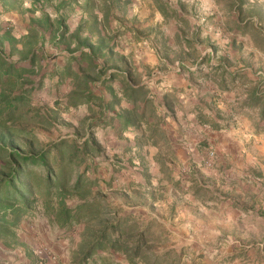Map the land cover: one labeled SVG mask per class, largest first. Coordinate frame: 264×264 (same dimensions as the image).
<instances>
[{
  "label": "trees",
  "instance_id": "1",
  "mask_svg": "<svg viewBox=\"0 0 264 264\" xmlns=\"http://www.w3.org/2000/svg\"><path fill=\"white\" fill-rule=\"evenodd\" d=\"M47 2L32 0L34 4ZM14 5L15 0H7V8ZM91 9L85 4L83 24L72 32L63 18L52 19L43 10L41 16L29 17L26 32L19 37L8 25L0 24V242L5 247L15 246L22 220L41 205L48 220L60 228L72 229L83 224L73 264H86L97 251L108 252L97 257L101 264H121L110 256L114 252L123 254L129 264H179L180 253L176 255L171 247L155 246L152 219L139 222L134 214L117 206L106 192L122 168L131 171L132 177L143 176L148 186L144 146L169 144L161 125L165 117L174 114L179 98L176 92L166 90L161 95L150 93L146 84L133 80L135 69L131 68L134 67L125 60L126 56L115 53V43L107 31L106 14L99 18L91 14ZM86 12L90 13L88 17ZM45 34L50 35L51 45L61 46L64 51L60 68L55 64L45 68L42 65L44 59L55 58L45 53ZM53 79L57 89L66 81L71 82L72 88L63 101L69 108L83 107L85 113L77 119V124L73 123L71 134L41 146L36 144L39 131L19 123L36 122L40 127H51L52 118L44 119L32 107V99L46 80ZM226 83L222 81L220 88L226 90ZM263 83V80L257 81L247 91L248 97L243 103L259 109V132L264 128ZM94 85L104 88L105 93H96ZM123 100L128 107L122 106ZM208 104L205 108L210 109ZM159 107H163L161 114H158ZM205 108L198 103L191 107L197 120L212 129L225 128L216 121L223 117L220 111ZM114 121L115 128L144 126L131 155L125 158L117 153L109 156L95 135V128L112 126ZM157 162L160 169L166 164L162 158H157ZM101 167L109 169L106 178L99 175ZM33 264H40L38 257Z\"/></svg>",
  "mask_w": 264,
  "mask_h": 264
},
{
  "label": "rangeland",
  "instance_id": "2",
  "mask_svg": "<svg viewBox=\"0 0 264 264\" xmlns=\"http://www.w3.org/2000/svg\"><path fill=\"white\" fill-rule=\"evenodd\" d=\"M53 1L56 7L68 3L62 13L70 25L83 11L78 5H90L93 15L106 14L107 31L115 43V53L126 56L125 60L134 67L133 80L146 84L157 95H161L168 80L178 78V74L186 82L172 91L179 99H185L180 98L181 94L190 95L205 75L211 76L210 82L220 78L229 86L235 78L238 82L248 81L252 75L264 81V0H242V3L240 0ZM89 14L86 12L87 17ZM44 50L55 58L44 59L43 67L55 64L60 68L64 56L59 49L48 42ZM117 56L115 54L114 59ZM100 61L98 59L97 64ZM246 73L251 76L246 77ZM62 86L57 91L55 80H46L44 87L33 94L32 107L39 110L44 119L52 118L51 127H40L36 122L19 123L24 128L39 131L38 145L44 146L71 134L73 123L77 124V119L85 113L83 107H66ZM113 86L116 89L118 82ZM93 89L96 91L98 86L94 85ZM192 101L193 105L198 103L203 108L209 103L208 109H215L210 100L195 102L194 98ZM186 103L181 102L182 106L186 105L181 110L188 115L195 114L191 109L193 105ZM175 107L180 109L179 105ZM94 131L99 141L98 129ZM261 133L264 141V128ZM196 148L197 157L189 151V158L179 162L171 145L163 143L159 158L166 164L160 169L161 175L149 172L148 185L158 183V191H155L158 199L177 195L195 197L199 201L195 204L197 216L213 227H198L181 239L178 234L163 229L162 223L154 221L155 246L171 247L176 255L180 253L179 264H264V151L255 154L254 150L251 159L245 162L242 158L240 163L245 166L240 169L239 160L230 156L220 159L214 152L209 159V150L214 147L210 149L206 140L198 142L193 149ZM124 170L126 173V168ZM128 172L129 176L133 175ZM194 176L197 179L192 183ZM133 177L145 181L140 174ZM115 178L121 179L120 176ZM146 194L141 190L135 196L146 199ZM112 196L120 194L112 191ZM175 208L173 212L177 214Z\"/></svg>",
  "mask_w": 264,
  "mask_h": 264
},
{
  "label": "crops",
  "instance_id": "3",
  "mask_svg": "<svg viewBox=\"0 0 264 264\" xmlns=\"http://www.w3.org/2000/svg\"><path fill=\"white\" fill-rule=\"evenodd\" d=\"M14 6L13 8H7V0H0V24L6 27L8 25L16 37L26 32L29 17L41 16L42 10L48 12L52 19L63 18L70 32L75 30L79 25L82 26L83 19H85V14L81 11L73 24L70 25L65 18L66 16L62 13L68 6L56 7L57 3L53 0H48L45 4H34L32 0H15ZM35 7L39 9H35ZM77 7L83 9L84 5H78ZM101 16L102 14L98 13V17L100 18ZM22 22L23 24H21ZM49 36V34H45L43 37L45 45L50 42ZM56 48L59 49L58 52L60 54L64 52L61 46ZM121 53L123 52L121 51ZM178 76V78L172 77L168 80L165 87L166 91L172 92L174 89H177L175 86L186 84L182 75L178 74ZM247 76L249 77L251 74L246 73ZM210 78V75H205L200 78L198 80L199 84L196 85V88L193 89L190 95L187 93L181 94L180 98L185 99H179L180 109L178 110L175 107L174 114L165 117L161 125V130H163L162 132L166 136L165 140L169 141L173 149V154L179 162H185L189 158V151L192 152L194 158L197 157L199 154L198 149L196 148L194 150L193 148L195 145H198V142L204 143L206 140L210 149L214 147L211 150L220 159L225 156H230L235 161L238 159L239 163L237 165L242 169L245 166L244 163H240L242 158H244L245 162L246 159H251L254 150L256 151L254 152L255 154H262L264 151L263 133L257 130V125L260 123L259 109L244 106L243 104L248 97L247 91L252 88L251 84L257 83L259 77L252 75L251 80H241L240 82H238V78H235L232 86L227 84L228 88L226 90L220 88V78H214L215 82H210ZM204 82L206 85H203ZM63 87H65L62 90L65 96L71 90L72 84L66 81L61 88ZM59 90L58 88L57 91ZM97 90V92L95 91L96 93H105L102 87H98ZM150 93L156 94L152 90H150ZM200 97L204 98L201 99ZM194 98L196 99L195 102L198 100L203 102L205 100H211L215 105V110L217 109L223 115L221 119H217L216 121L221 122L225 128L212 129L208 124L200 123L197 120L196 114L188 115L184 113V110H181V108L185 109L186 105L184 104L182 106L181 102H187L186 104L193 105L194 101L192 100ZM122 106H129L126 100L122 101ZM162 112L163 107H159L158 114ZM115 125L117 126V123L114 121L112 126H99L96 128V130L98 129L96 134H99V141L103 144L109 156L116 152L120 157L125 158L131 155V150L134 149L133 145L139 138V131L144 126L136 127L133 125L127 126L126 128H115ZM163 143L160 142L157 145L149 143L144 146V151L142 152L146 166L149 172L153 174L160 173L161 175L157 158L160 156ZM108 170L106 167H101L99 175L102 178H106ZM126 171L124 173L125 170L122 168L116 173V177H121L120 181H118L119 179H114L112 181V188L107 189L106 192L109 198L116 201L117 206H120L126 213L131 212L134 214L139 222L146 223L151 219L160 222L163 225V229L178 234L181 239L188 236L190 230H198V227H206L207 229L213 227L212 223L208 224L200 219V216H197L198 213L195 209V204L199 203V201L195 197L191 198L189 196V198H184L182 195H177V197L169 196L165 198L164 196L158 199L155 193V191H158V183L155 182V185L147 186L145 185V181L139 180L137 177L129 176V170ZM192 178L197 179L196 176ZM138 181L141 184H137ZM101 184L103 185V182ZM141 190L147 193L145 195L146 199H140L137 198L138 196H135ZM112 191H117V194H120V196L111 197ZM150 192H153L152 196ZM174 208L177 209V214L173 212ZM193 212L194 214H192ZM82 230L83 224L81 223L75 225L72 229L58 227L48 220L41 205H38L32 215L22 220L18 230V243L15 246L5 247L0 242V264H33L36 259L33 251L37 245L48 247L56 255V260L49 264H73L74 252L77 250L81 241ZM99 254L104 255L108 254V252L97 251L91 258L87 259L86 264H101L97 259ZM110 256L121 264H129L124 255L119 252H114Z\"/></svg>",
  "mask_w": 264,
  "mask_h": 264
},
{
  "label": "built area",
  "instance_id": "4",
  "mask_svg": "<svg viewBox=\"0 0 264 264\" xmlns=\"http://www.w3.org/2000/svg\"><path fill=\"white\" fill-rule=\"evenodd\" d=\"M209 155V159H211L214 156V151H210ZM209 159L208 162H211ZM33 252L38 257L40 264H49L56 260V255L46 246L37 245Z\"/></svg>",
  "mask_w": 264,
  "mask_h": 264
}]
</instances>
